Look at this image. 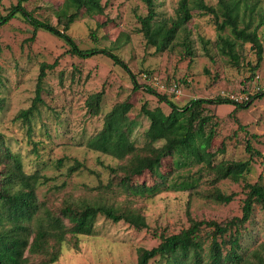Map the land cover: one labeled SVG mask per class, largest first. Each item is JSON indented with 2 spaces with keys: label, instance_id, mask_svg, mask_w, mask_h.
<instances>
[{
  "label": "rangeland",
  "instance_id": "1",
  "mask_svg": "<svg viewBox=\"0 0 264 264\" xmlns=\"http://www.w3.org/2000/svg\"><path fill=\"white\" fill-rule=\"evenodd\" d=\"M16 1L0 0V15ZM205 1L211 5L217 2ZM62 2L24 0L22 5L35 18L62 30L56 16ZM101 3L102 11L81 9L67 33L81 49L109 50L126 64L128 71L103 53L88 58L71 55L62 39L42 29L31 40L33 28L21 16L0 26V133L9 148L20 155L26 172L38 171L48 177L38 187L39 198L55 209L64 199L126 203L138 208L147 223V228L138 230L123 221L113 222L99 215L91 235H67L58 260L51 264H134L138 248L157 245L160 234L180 232L189 226V217L224 223L241 216L244 183L260 181L264 185V162L254 156L250 171L239 181L224 179L218 183L224 193L235 192L234 199L229 203L210 200L204 194L208 192L211 174L196 171L199 166H190L186 159L175 154L162 161L161 171L170 174L169 186L156 194L133 195L119 186L109 188L111 175L105 165L115 166L122 161L86 146L87 140L102 127L105 112L116 103L126 102L127 118L138 123L131 138L141 147L148 126V120L140 114L141 106L146 103L149 108L159 106L165 113L170 110L166 103L148 93L144 85L165 94L178 106L194 98L218 96L243 102L258 90L264 91V49L257 66V55L250 43L239 45L238 61H230L214 45L218 32L212 17L193 10L192 18L177 31L169 46L157 51L146 43L140 31L137 15L147 13L143 0ZM155 3L158 20L176 17L178 0H155ZM251 27L264 36V0H258ZM54 60L58 61L56 66L47 70L42 83L44 105H39L40 113L30 124L23 123L15 116L32 103L40 65ZM133 79L139 86L136 90ZM162 84L165 89L160 87ZM101 89L104 95L100 111L93 115L85 101ZM205 109L218 121L209 149L217 151L216 159H246L247 139L264 155V96L251 99L248 106L238 109L230 103L205 104ZM222 144L224 152L220 150ZM73 159L82 162L85 168L67 175ZM192 179L196 181L189 188L185 181ZM157 181L145 172L131 183L151 185ZM240 230L244 253L258 249L264 242V209L259 204L254 205L249 221ZM39 259L33 258L30 264H38ZM149 264L163 262L154 259ZM252 264H256L255 259Z\"/></svg>",
  "mask_w": 264,
  "mask_h": 264
},
{
  "label": "trees",
  "instance_id": "2",
  "mask_svg": "<svg viewBox=\"0 0 264 264\" xmlns=\"http://www.w3.org/2000/svg\"><path fill=\"white\" fill-rule=\"evenodd\" d=\"M23 1L17 0L5 14L0 15V26L21 16L33 28L31 40L37 30L42 29L62 39L69 47L67 53L71 55L88 58L103 53L128 71L126 64L109 50L81 49L67 33L81 9L102 11V0H63L56 13L59 23H62V30L35 18L24 8ZM143 2L147 13L137 15V19L146 43L155 50L167 48L177 31L192 18V11L196 10L210 15L214 20L218 32L214 45L222 55L236 63L237 47L250 43L257 55L256 66L259 64L264 49V36L258 35L256 28L251 27L258 0H217L215 5L208 4L205 0H178L176 17L169 20L157 19L155 0ZM186 47L189 48V45ZM57 62L41 63L32 103L28 108L20 110L16 119L30 124L40 113L39 105H44L41 97L42 83L47 70L54 69ZM132 82L133 89L136 90L139 86L134 79ZM144 89L158 101L166 103L170 110L165 113L159 106L149 108L146 103L141 106L140 114L148 120L143 134L145 142L141 147H137L131 138L138 123L135 119L127 118L129 106L126 102L116 103L105 112L102 127L86 142L89 149L122 161L115 166L105 165L111 175L109 188L115 185L133 195H154L162 187L169 186L167 180L170 174L160 169L163 159L179 154L190 166H199L196 171L205 170L211 174L208 192L204 194L206 198L221 203L231 202L236 193H224L218 183L224 179L239 181L250 171L253 157H260L264 162V155L247 139L246 159H216L217 151L209 152V149L217 133L218 121L213 114L205 112V104L230 103L238 109L248 106L251 99L253 101L263 97L264 91L258 90L243 102L218 96L211 99L194 98L185 105L178 106L165 94L147 85H144ZM103 95L104 89H101L88 96L85 103L89 113H99ZM220 150L225 151L223 144ZM84 168L82 162L73 159L67 168V175ZM145 172L158 181L151 185L146 182L131 183ZM112 179L117 180L114 182ZM47 180L48 177L38 171L26 172L20 155L9 148L5 137L0 133V264H30L36 257H40L38 264L54 263L60 256L61 245L67 235H91L99 215L113 222L123 221L138 230L147 228L144 214L126 203L114 204L102 199H64L60 207L51 208L37 194L39 185ZM194 181L196 179L185 181V184L190 188L194 186ZM107 185L108 183L106 188ZM243 189L245 197L241 216L224 223L189 217V226L180 232L160 234L157 245L149 249L138 248L134 264H149L154 259L163 264H252V259H255L256 264H264V242L249 253L243 252L240 243V229L249 221L254 205L259 204L264 209V185L260 181L245 182ZM74 245L77 247V244ZM250 253L252 257L249 256Z\"/></svg>",
  "mask_w": 264,
  "mask_h": 264
},
{
  "label": "built area",
  "instance_id": "3",
  "mask_svg": "<svg viewBox=\"0 0 264 264\" xmlns=\"http://www.w3.org/2000/svg\"><path fill=\"white\" fill-rule=\"evenodd\" d=\"M160 87L163 88V89H165L163 84L160 85ZM172 90H174V87L172 88ZM177 92H179V89L177 90Z\"/></svg>",
  "mask_w": 264,
  "mask_h": 264
},
{
  "label": "water",
  "instance_id": "4",
  "mask_svg": "<svg viewBox=\"0 0 264 264\" xmlns=\"http://www.w3.org/2000/svg\"><path fill=\"white\" fill-rule=\"evenodd\" d=\"M247 104H249V103H247Z\"/></svg>",
  "mask_w": 264,
  "mask_h": 264
}]
</instances>
